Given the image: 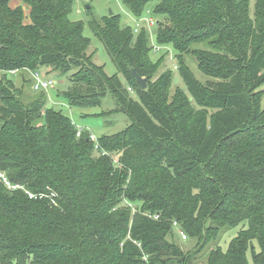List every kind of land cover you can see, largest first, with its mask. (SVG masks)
I'll return each mask as SVG.
<instances>
[{
	"label": "trees",
	"instance_id": "1",
	"mask_svg": "<svg viewBox=\"0 0 264 264\" xmlns=\"http://www.w3.org/2000/svg\"><path fill=\"white\" fill-rule=\"evenodd\" d=\"M9 1L0 0V174L20 187L0 177V264H264V0L252 13L249 0H122L135 17L154 4L157 43L172 46L186 88L172 93L171 70L151 81L162 57L149 58L143 28L134 34L114 14L89 20L121 82L86 52L72 0ZM45 67L74 71L70 106L99 105L108 91L130 124L92 141L45 92L25 100L31 77L17 86L6 75ZM127 200L142 204L133 213ZM174 221L195 240L188 251Z\"/></svg>",
	"mask_w": 264,
	"mask_h": 264
},
{
	"label": "rangeland",
	"instance_id": "2",
	"mask_svg": "<svg viewBox=\"0 0 264 264\" xmlns=\"http://www.w3.org/2000/svg\"><path fill=\"white\" fill-rule=\"evenodd\" d=\"M250 1V13H252L254 0ZM72 10L69 13V19L72 21L78 20L83 22V34L89 38V46L86 50L88 54H93L92 59L93 61L103 67L104 72L106 75H113L117 74V68L115 67L114 63L111 61L108 52L105 51L103 43L95 37L92 30L89 27V20L90 18L94 17L96 19H102L106 15H116L118 17V21L120 27H129L133 31L137 28L140 31L143 28L144 35L147 38V46L150 50L149 58L151 60L156 61L160 56L162 60L160 62L159 69L155 72L151 81L163 71L171 70V87L170 92L179 87L185 90V84L183 80H181L178 72V65H177V58L175 57V51L172 49V46L167 44V46H161L157 43V36L155 35L157 26L154 24L156 22L157 16L154 15L152 9L154 4L147 6V10H145L140 16L135 17L128 8L122 3V0H72ZM160 18V17H158ZM148 19H152L154 21L153 25L148 26ZM138 31L134 32L136 34ZM205 47V43H198L195 47ZM186 64L190 65V69L195 76L196 79H200L201 81H205L207 76L203 74L195 64V61L191 56L185 54ZM42 76L49 77L52 80V85H50L45 92V99H47V105L54 110H59L61 113L67 115L76 128L88 130L95 138L101 135H109L112 133H116L119 131L124 130L128 124H130L131 120L130 117L126 114V112L120 111H113L115 107L114 98L107 91V93L103 96L102 103L99 105H95L92 107H82V106H70L67 103V99L65 98L64 92L67 91L70 83L69 78L71 74L74 72L69 71L66 73H58L48 72V69L39 68ZM29 70H32L31 68ZM3 74L0 71V77ZM7 77L12 80V82L17 85L21 86L24 80L28 81L30 79V74L28 69L26 70H18L15 73H11L10 71L7 72ZM121 82H123V77L121 78L120 74H117ZM25 83V82H24ZM23 86V85H22ZM24 91L26 92L25 100L29 101V99L34 98V95H39V91H35L32 89L30 84L24 85ZM260 88H264V83L260 86ZM129 93L133 97L134 93L132 94V89H128ZM37 92V93H36ZM103 112V114H101ZM94 155H97V151H94ZM111 155L116 158V154L111 153ZM126 204L131 206V211L134 213L136 208H140L132 202L127 200ZM241 226H245V223L239 224L234 226L233 228H229L223 231L222 234H219V238H214L208 245L207 248L204 247L203 251L200 252V256L197 261L203 262L209 249L214 246H221L224 249L226 248L227 243L238 233V230ZM176 240L179 241L181 248L184 251H188L190 247H192L195 243V240L192 237H187V239H179L178 236ZM256 246V244L254 245ZM256 249L257 246H256ZM250 260V258L248 257Z\"/></svg>",
	"mask_w": 264,
	"mask_h": 264
},
{
	"label": "built area",
	"instance_id": "3",
	"mask_svg": "<svg viewBox=\"0 0 264 264\" xmlns=\"http://www.w3.org/2000/svg\"><path fill=\"white\" fill-rule=\"evenodd\" d=\"M154 21L151 19H148V26H151L153 25ZM138 31L137 28L134 29V32ZM19 69L15 68V70H10L11 73H15L17 72ZM29 74L31 76V84H32V89L35 90V91H44L46 90V88H48L50 85H52V80L51 78L49 77H44L42 76L41 72H40V69L39 68H36V69H32V70H29ZM128 89H130V87H128ZM82 131V129L78 128L77 130V135L80 134V132ZM90 139L93 141L96 140V138L92 135H90ZM0 177L3 178V180L5 181V183L12 187V188H18V186L20 187V185H11L9 183V181L7 180V178L3 175V174H0ZM29 196L30 197H34V196H37L39 195L40 197L44 196L43 193H31V192H28ZM49 196H51L52 198V202L55 203V200H54V196H55V193L54 191H52ZM154 218H156V216H154ZM173 224L176 226V233H178V235L181 237V239L185 240L187 239V234L184 233V231L178 227L177 223L174 221Z\"/></svg>",
	"mask_w": 264,
	"mask_h": 264
},
{
	"label": "water",
	"instance_id": "4",
	"mask_svg": "<svg viewBox=\"0 0 264 264\" xmlns=\"http://www.w3.org/2000/svg\"><path fill=\"white\" fill-rule=\"evenodd\" d=\"M133 76L135 78V81L140 85L141 88H146L147 81L144 77L140 76L138 73L135 72V70H132Z\"/></svg>",
	"mask_w": 264,
	"mask_h": 264
},
{
	"label": "crops",
	"instance_id": "5",
	"mask_svg": "<svg viewBox=\"0 0 264 264\" xmlns=\"http://www.w3.org/2000/svg\"><path fill=\"white\" fill-rule=\"evenodd\" d=\"M20 2H21V0H10L9 1V5L11 7H13V6H16V5L20 4Z\"/></svg>",
	"mask_w": 264,
	"mask_h": 264
}]
</instances>
